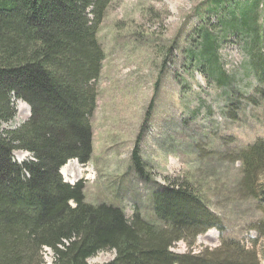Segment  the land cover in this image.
<instances>
[{"label":"trees","instance_id":"trees-1","mask_svg":"<svg viewBox=\"0 0 264 264\" xmlns=\"http://www.w3.org/2000/svg\"><path fill=\"white\" fill-rule=\"evenodd\" d=\"M112 1L0 0V126L12 120L16 101L30 109L21 126L0 131V264H44L45 248L52 264H87L103 251H114L106 264H259L254 251L228 239L215 251L171 253L176 243L191 246L215 225L216 217L186 184L167 181L152 194L159 221L152 224L137 214L128 220L113 206L86 204L82 182L69 185L60 178L67 162L91 159L94 83L104 60L97 31ZM208 1L206 13L215 12L211 18L224 29V40L262 37L252 18L264 15V0ZM195 33L201 45L187 53L190 64L197 56V66L212 76L208 63L218 56L214 37L205 28ZM16 150L32 159L16 163L11 154ZM237 159L243 193L264 196L257 189L264 140L242 149ZM139 161L134 152L135 167ZM262 214L254 225L259 239H264Z\"/></svg>","mask_w":264,"mask_h":264},{"label":"rangeland","instance_id":"rangeland-1","mask_svg":"<svg viewBox=\"0 0 264 264\" xmlns=\"http://www.w3.org/2000/svg\"><path fill=\"white\" fill-rule=\"evenodd\" d=\"M209 3L109 4L97 31L104 60L94 83L91 159L85 164L71 160L65 164L67 177L61 173L64 166L59 174L69 185L82 182L86 204L113 206L128 220L137 214L152 224H159L152 194L167 181L186 184L216 217L215 225L191 246L176 243L171 253L215 251L228 239L254 251L257 262L264 264V239L257 238L254 229L263 218L264 196L243 193L237 159L242 149L264 140V15L260 10L252 18L262 33L259 39L224 40V29L221 32L211 18L215 12L206 13ZM201 28L210 30L217 46L215 62L208 63L212 76L197 66V56L190 64L187 54L199 51L195 30ZM18 102L12 120L0 131L28 120L26 108ZM134 152L140 159L137 167ZM11 154L18 164L32 159L19 150ZM257 184L258 191L264 189V173ZM113 254L100 252L87 264L110 263ZM52 257L50 250H43L44 264H52Z\"/></svg>","mask_w":264,"mask_h":264},{"label":"bare ground","instance_id":"bare-ground-1","mask_svg":"<svg viewBox=\"0 0 264 264\" xmlns=\"http://www.w3.org/2000/svg\"><path fill=\"white\" fill-rule=\"evenodd\" d=\"M19 104H20V108L21 107H25L26 108V113L28 114V112H29V107L25 104V103H23L22 101H19L18 102ZM67 171H66V165L62 168V170H61V173L64 175V176H66L67 177V173H66ZM88 173H89V171H87Z\"/></svg>","mask_w":264,"mask_h":264},{"label":"water","instance_id":"water-1","mask_svg":"<svg viewBox=\"0 0 264 264\" xmlns=\"http://www.w3.org/2000/svg\"><path fill=\"white\" fill-rule=\"evenodd\" d=\"M28 114H29V112H28ZM30 115V114H29ZM27 154H29V153H27Z\"/></svg>","mask_w":264,"mask_h":264}]
</instances>
